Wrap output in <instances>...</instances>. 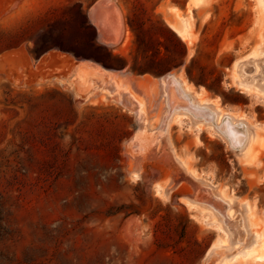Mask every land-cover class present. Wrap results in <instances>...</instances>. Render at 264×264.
Segmentation results:
<instances>
[{"label":"rangeland","instance_id":"rangeland-1","mask_svg":"<svg viewBox=\"0 0 264 264\" xmlns=\"http://www.w3.org/2000/svg\"><path fill=\"white\" fill-rule=\"evenodd\" d=\"M173 7L193 19L191 50L169 23ZM259 10L258 0H209L202 7L191 0H0V264H214L217 256L205 255L220 233L185 199L223 211L235 204L215 196L207 182L246 200L264 230V155L250 168L220 137L198 133L188 120L168 122L166 103L169 111L171 101L188 106L191 96L172 81L164 103L150 84L154 75L132 71L170 64L202 102L264 129V103L232 78L235 62L264 46ZM162 21L175 38H167ZM94 37L127 69L91 59L101 57ZM259 66L248 78L264 89ZM211 105L195 108L212 118ZM223 124L244 137L243 127L228 118ZM178 156L204 182L186 174ZM134 172L140 179H132ZM158 185L173 190L167 201ZM123 205L133 214L114 213ZM186 216L192 224L181 238ZM226 219L241 223L238 212Z\"/></svg>","mask_w":264,"mask_h":264},{"label":"bare ground","instance_id":"bare-ground-1","mask_svg":"<svg viewBox=\"0 0 264 264\" xmlns=\"http://www.w3.org/2000/svg\"><path fill=\"white\" fill-rule=\"evenodd\" d=\"M208 1L209 0H191L192 3H197L199 7L206 5ZM258 3L260 7L259 13L262 17V20H264V0H258ZM169 12L172 16L174 15V18L171 16L173 22L169 21L171 27L179 34V36L191 50L192 46H194L195 44L197 37L194 33L195 26L193 23V19L191 17H180V13L178 12V9L176 7L170 8ZM260 62L264 65V46L262 43H259L248 55L242 57L241 59H238L235 62L232 78L234 80V84L239 90L253 96L258 102L264 103V89L258 86L252 78H248L250 73H260ZM248 64H253L254 68L252 70H245L244 68H246ZM175 81H178L179 83L181 95H189L191 96L192 100L188 106L183 105L179 107L177 105L173 107V101H171L172 108L169 111L170 114H168V122L172 120V122L178 124L184 123L186 122V120H188L191 129H195V131H197L198 133L202 130L207 131L212 136L220 137L221 139L226 141L229 147L232 150L236 151V156L241 163L250 168L258 167L262 162L261 155H264V134L262 133L264 129L260 127L261 124H259V126L258 124L252 123L242 117L229 115L228 113H225L223 109H220L217 105H211L209 102L204 103L202 102L203 100L201 98V94L194 93V91L190 87V84L187 83L185 79L179 77L178 80ZM154 82L155 81H153V79L150 82V84L152 83V87L154 85ZM157 82L158 85H160L159 80ZM169 88L170 86L168 88L165 87L164 94L161 95L164 98L162 99L164 103L167 101V98H169ZM142 95L141 98L143 97ZM136 96L134 97V99L140 97V95H138V97ZM143 98L145 100V97ZM123 105L127 106L125 104ZM210 105L212 108V112L214 113V116H212V118L204 115L203 112L199 109L200 107L204 106L210 107ZM196 106H198L199 108H195ZM133 113H135V111ZM159 116L160 119H162L163 110ZM159 116L156 115L155 117ZM226 118L231 120L232 125L237 127L238 131L241 127H243L244 137H242V139H239L235 134H233L230 129L224 126L223 122ZM177 160L182 170L186 174H188L189 176L191 175L194 179H197L200 182H204L202 179L196 176V170L195 168H193V166H191L193 164L190 165L187 160L181 158L180 156L177 157ZM134 169L139 170L140 168ZM140 175L141 173L139 174L138 172H134V174L132 175V179L136 181L140 179ZM204 184H206L207 187H210V192L214 191L215 196H219L223 200L235 204V207L230 206L228 211H223L218 206H210L211 204L207 205L197 200L191 201V198L185 199L186 205L191 210L200 214V217H198L200 220L205 222L209 227L216 229L220 233L219 238L208 251L206 260H209L215 255L217 256V259L214 264H242V262H240V258L244 256V260L250 261L251 264H264V230H259L257 228L258 219L255 222V215L252 206L246 200L235 198L234 195H227L225 190H221L220 193L218 186L213 185L210 182ZM167 186L169 185L167 184ZM167 186L158 185L155 187L157 195L166 201L170 197V192L173 191L172 189H170L172 187L169 186L170 188H168ZM236 212L240 214V225L227 221L226 219L227 217L229 219H234L236 216ZM240 234H242L241 238ZM232 245H235L237 247L236 250L239 249V251H233V249L231 248Z\"/></svg>","mask_w":264,"mask_h":264},{"label":"trees","instance_id":"trees-1","mask_svg":"<svg viewBox=\"0 0 264 264\" xmlns=\"http://www.w3.org/2000/svg\"><path fill=\"white\" fill-rule=\"evenodd\" d=\"M143 23L144 22H141V25H143ZM130 24H131V27L133 28L131 22H130ZM161 27H162V29L164 31L167 32V34H168L167 38L168 39H170V37H174L175 38L176 35L173 33V31L163 21L161 22ZM92 43L95 46L97 53L100 54L101 57H98V56H95V54H92V55H90L91 59H95V61H97L98 63H100V64H102L104 66L108 65V64H111L112 61H116L117 63H120V65L119 66L118 65L117 66H112L111 65L110 67H115L113 69L120 70V71H123V70L127 69V64H126L125 59H123L122 57L113 55V53L110 50L106 49V47H104L103 45L97 44L95 37L92 39ZM177 43L179 45H182V43L180 41L177 42ZM59 45H60V47H63V48L65 47L66 49H69L70 51H73L74 53H78L77 50H75L72 46H69L68 44H64L63 42H61V43H59ZM160 45H161V43H160ZM185 52H186V50L184 49L182 55H184ZM155 53L156 54H160L161 53V49L160 48L155 49ZM79 56H83V54H79ZM159 62H160L159 65L155 66V68L154 67L153 68H147V69L143 68V69H140V70H137L136 68H133L132 71L133 72H138L140 74H144V73L161 74V73H164V72H166V71H168L170 69V64L164 63L163 61H159ZM105 67H107V66H105ZM126 209H127V206L123 205L120 208H118L114 213H122V212H124L126 216H129V215L133 214L131 212H127ZM183 218H184V224H182V232H181L182 235H181V238H184L186 236V232H187L188 228L192 224L189 217L186 216V217H183ZM196 245L198 246V252H200V254H201L202 247L200 245H198V244H196Z\"/></svg>","mask_w":264,"mask_h":264},{"label":"water","instance_id":"water-1","mask_svg":"<svg viewBox=\"0 0 264 264\" xmlns=\"http://www.w3.org/2000/svg\"><path fill=\"white\" fill-rule=\"evenodd\" d=\"M186 8H187V5H186ZM172 17L174 18V15ZM158 79H159V83H160V85H159L160 87H159L158 91H159L160 95H163L165 87L168 88L172 81L178 80V77H176V75L172 71H168V72H165V73L161 74L160 76H158ZM165 106L167 109V114H170L168 104H166ZM169 117H170V115H169ZM168 120H169V118H168ZM167 191H168V189H167ZM210 248L208 249V251L210 250ZM208 251L205 255V259L207 257Z\"/></svg>","mask_w":264,"mask_h":264},{"label":"crops","instance_id":"crops-1","mask_svg":"<svg viewBox=\"0 0 264 264\" xmlns=\"http://www.w3.org/2000/svg\"><path fill=\"white\" fill-rule=\"evenodd\" d=\"M126 70V69H125ZM124 71V70H123ZM168 71H172L175 75H176V77H178V76H181V77H183L182 75H183V73L180 71V70H178V69H175V70H168ZM168 71H166V72H168ZM134 73H137V72H134ZM165 73V72H164ZM139 75H141L140 77H144V76H146V74H152V75H154L153 76V81H155L154 82V85L153 86H155L156 88H157V90H158V88H159V85H158V76H160L161 74H163V73H161V74H153V73H144V74H140V73H138ZM184 78V77H183ZM171 88V87H170ZM170 95H172V90L171 89H169V97H170ZM155 115H157V113L155 114Z\"/></svg>","mask_w":264,"mask_h":264}]
</instances>
